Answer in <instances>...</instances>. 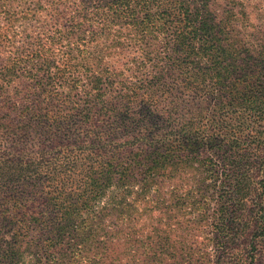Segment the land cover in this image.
I'll use <instances>...</instances> for the list:
<instances>
[{"label":"trees","instance_id":"trees-1","mask_svg":"<svg viewBox=\"0 0 264 264\" xmlns=\"http://www.w3.org/2000/svg\"><path fill=\"white\" fill-rule=\"evenodd\" d=\"M219 1L81 0L32 37L0 0V264H161L158 209L264 264V23Z\"/></svg>","mask_w":264,"mask_h":264},{"label":"rangeland","instance_id":"rangeland-1","mask_svg":"<svg viewBox=\"0 0 264 264\" xmlns=\"http://www.w3.org/2000/svg\"><path fill=\"white\" fill-rule=\"evenodd\" d=\"M75 1L77 0H12V7L8 15L12 16V14H18V16H23L22 12L24 14L29 12L35 17L33 20L29 21L17 18L12 19L11 23H13V25L11 26L10 34H12L13 31H16V33L23 31L25 34H29L32 37L37 35L48 37L46 34L53 30L56 19L59 18L62 23L61 18L66 17V13L74 11L81 0H78L77 3H75L76 7L73 6L69 8L67 3ZM223 1L224 0H220L219 2L221 3ZM236 1H241L248 12L250 11L254 13L256 23H264V2L259 0ZM9 25L10 23L7 22L6 16L0 17L1 28H9ZM22 42L23 40L21 38L20 44ZM184 177L187 179L180 178L173 186H179L181 184L183 186V191L189 189L193 184V182H191L192 175L185 174ZM169 188H172V186L167 184L164 189L169 190ZM212 206L216 207L214 202L212 203ZM156 214L158 226L160 227V234L163 239L161 244L166 245L170 240V243H172V249L175 251L174 257H166L161 264H183L185 259L184 255L186 254L190 257V264H217L218 252L212 245L207 247L206 251L209 253L207 259L206 255L200 256L195 254L201 246L203 247V245L197 240L201 241L202 239H198V236L203 237L210 230L209 222H204L202 225L194 224V227H192L188 224V221L187 224L184 223L180 227V222H178L175 217H170L167 214H164L163 210L158 209ZM161 217L163 218L162 221H160ZM189 217V214L180 216L181 221L186 220ZM148 226L149 225H146L144 228L145 238L148 235ZM195 245H197V247L191 250L190 248H194ZM239 245H241V241L239 242ZM201 250L204 251V249ZM258 264H262V261L258 262Z\"/></svg>","mask_w":264,"mask_h":264}]
</instances>
